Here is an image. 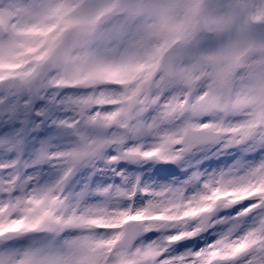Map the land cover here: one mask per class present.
I'll use <instances>...</instances> for the list:
<instances>
[{
    "label": "snow or ice",
    "instance_id": "6c2138e0",
    "mask_svg": "<svg viewBox=\"0 0 264 264\" xmlns=\"http://www.w3.org/2000/svg\"><path fill=\"white\" fill-rule=\"evenodd\" d=\"M66 86L86 91L62 95ZM0 87L5 122L24 113L18 132L51 117L75 138L25 161L5 133L18 154L0 161V264H264V0H0ZM212 146L242 156L159 186L115 167L150 158L188 168L190 153L203 159ZM45 162L63 167L41 184L25 169ZM85 164L122 182L66 191ZM232 205L234 215L219 214ZM214 225L210 243L186 239ZM153 229L155 239L137 240Z\"/></svg>",
    "mask_w": 264,
    "mask_h": 264
},
{
    "label": "rangeland",
    "instance_id": "374dc122",
    "mask_svg": "<svg viewBox=\"0 0 264 264\" xmlns=\"http://www.w3.org/2000/svg\"><path fill=\"white\" fill-rule=\"evenodd\" d=\"M210 1H211L210 3L213 5L218 4L220 2V0H210ZM205 43H207L209 46L213 45V42H211V41H206ZM69 93H71V92H67V91L64 92V94H69ZM73 93L79 94L77 92H73ZM0 95H3V93H0ZM21 103H22V101H21ZM46 103L47 102L44 100L42 102L38 100V101H36L35 108L38 109V108L44 106ZM33 112H35V111H33ZM33 112L30 114V116L34 117L35 120L37 122H39V120H41L42 117H40L36 112H35L36 114L34 115ZM56 112L58 113V115L60 117H63V118L72 116V113L70 110L64 111V110H60L58 108V110L55 111V113ZM55 113H54V115H55ZM150 114H152V113L150 112ZM19 115L21 117L20 119H16V120L12 121L11 123H6L5 120L8 116V112L5 109L4 105H0V161H3L5 159L11 160V159L15 158L18 154L16 150H12L10 145L9 146L5 145V133H9V138L16 137L17 139H19L21 141V143H20V155H21V158L25 161L30 160L33 157L34 153L45 143L49 146V150H55L56 148H62V147H65L66 145H68L69 139H67V138L69 135L66 133V130H64L62 128H56V129L50 128L51 117L49 118V121L46 122L41 127L28 130V131H26V133L25 132H18V130L21 127V121H22L24 113L20 112ZM208 115H210V116L209 117L205 116V121H209L212 119L211 114H208ZM201 116L193 117V119H199L201 121L203 119ZM152 139H153L152 137L142 138V142L147 144V143H150ZM132 142L133 141H129V143H132ZM107 152L109 155H113L114 149L109 148L107 150ZM214 152H215V146H212L211 148H208L206 150V158L202 159V157L205 156V152H195V153L189 154V156L192 157V167H189L188 174H190L191 171H193L197 167L201 171H207V172H211L213 170L219 171L221 169H226L227 167L233 165L234 162L237 159L241 158V156H242L241 152L235 148L229 149L226 152H223L222 154L213 155ZM254 155H255V153H244L243 158L245 160H250L253 158ZM197 160L200 161V163L198 165L196 164ZM52 164H57V163H52ZM122 164H123V168L125 169V172H127L130 179H134L135 176L137 174H139L142 181L147 182L149 184H152L153 186H159V185L170 184V183H178V182L186 179V177L182 178V177H179L178 175H171L170 171L173 169L168 170L165 179H162V178L156 176L152 172V165L149 163L148 159H146L145 162L140 163L139 166H137V167L133 166V165H131V164H129L123 160H122ZM34 166L35 165H32V166L26 168L25 171L27 173H32ZM31 167H32V169H31ZM176 167H177V169H180L181 164H177ZM173 171H175V173H177V170H173ZM37 179L39 180V183H41V182L43 183L46 180L54 181L55 176L53 174L49 175L48 177L40 176L38 178V176H37ZM194 190H196V187L194 188ZM187 191L192 192L190 187H188ZM146 198H148L146 195L138 194L137 197L135 198L137 205L144 204L146 201ZM114 199H119V198H114ZM96 201H98V200H96ZM96 201H92V202H96ZM120 203L122 204V206H126L129 202H125L124 200H120ZM233 206L235 207V205H233ZM232 208L230 211H227L226 208H221V209H219V214H223L224 216L234 215V213L232 212ZM161 214H163V213H161ZM173 216L176 219H180V218H177L175 216V214H173ZM221 230H222L221 227H217L214 225L212 229H209L205 232L200 233L197 237H191V239L199 240L200 246H203L205 243H210L211 242L210 237L215 238L217 233ZM152 232H155L156 236H158L160 233V230L159 229H153V230H150L149 232H145L140 236L138 241L140 239H144L145 242H147L148 240L155 239L156 236H153L151 234ZM186 247L191 248V249H195L197 247V245L187 244ZM177 251H184V248L183 247L178 248Z\"/></svg>",
    "mask_w": 264,
    "mask_h": 264
},
{
    "label": "clouds",
    "instance_id": "9594fccd",
    "mask_svg": "<svg viewBox=\"0 0 264 264\" xmlns=\"http://www.w3.org/2000/svg\"><path fill=\"white\" fill-rule=\"evenodd\" d=\"M159 216V214L157 215V217Z\"/></svg>",
    "mask_w": 264,
    "mask_h": 264
}]
</instances>
